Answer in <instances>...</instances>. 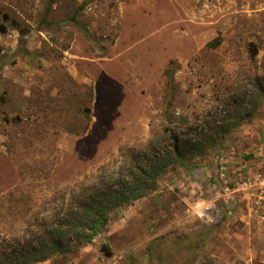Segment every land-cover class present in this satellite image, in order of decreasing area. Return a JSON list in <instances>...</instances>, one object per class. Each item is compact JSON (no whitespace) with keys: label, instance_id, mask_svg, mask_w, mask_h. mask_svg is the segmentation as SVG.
<instances>
[{"label":"rangeland","instance_id":"1","mask_svg":"<svg viewBox=\"0 0 264 264\" xmlns=\"http://www.w3.org/2000/svg\"><path fill=\"white\" fill-rule=\"evenodd\" d=\"M176 144L39 264H264V0H0V259Z\"/></svg>","mask_w":264,"mask_h":264},{"label":"trees","instance_id":"2","mask_svg":"<svg viewBox=\"0 0 264 264\" xmlns=\"http://www.w3.org/2000/svg\"><path fill=\"white\" fill-rule=\"evenodd\" d=\"M250 52L251 59L255 60L259 50L251 45ZM245 116V119L253 116L252 111ZM189 152H185L183 147L176 144L165 148L162 152L154 153L148 157L143 170H140L141 177L137 178L136 183L126 181L118 189L100 193L91 200L85 201L80 205V211L72 214L71 219L53 228L45 226L46 234L37 237L40 240L37 245L26 246L19 251L15 250L12 255H4L5 259H0V264H39L57 253H65L69 248L66 245L67 239L79 237L83 238L82 241L91 242L106 229L109 223V213L143 198L148 191L154 190L158 176L171 166L178 163L183 164L185 155ZM101 250L107 257H113L109 244H103ZM207 263L209 264V261Z\"/></svg>","mask_w":264,"mask_h":264},{"label":"built area","instance_id":"3","mask_svg":"<svg viewBox=\"0 0 264 264\" xmlns=\"http://www.w3.org/2000/svg\"><path fill=\"white\" fill-rule=\"evenodd\" d=\"M243 183L240 184L243 188H253L255 186H257L258 184H260V192L261 193H264V180H260V181H257V180H246V181H242Z\"/></svg>","mask_w":264,"mask_h":264}]
</instances>
